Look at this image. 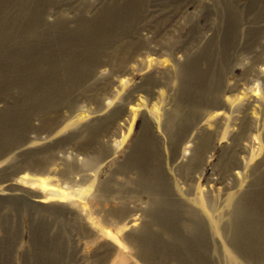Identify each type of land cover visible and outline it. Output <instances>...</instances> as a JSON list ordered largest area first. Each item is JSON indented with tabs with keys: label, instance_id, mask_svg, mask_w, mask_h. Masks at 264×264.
<instances>
[{
	"label": "rangeland",
	"instance_id": "obj_1",
	"mask_svg": "<svg viewBox=\"0 0 264 264\" xmlns=\"http://www.w3.org/2000/svg\"><path fill=\"white\" fill-rule=\"evenodd\" d=\"M32 1L0 0V264H258L264 235L240 249L228 226L238 203L237 220L264 229V0H226L248 17L235 57L189 82L174 61L223 35L220 0H143L137 15H100L113 0H38L33 13ZM176 103L198 113L168 126Z\"/></svg>",
	"mask_w": 264,
	"mask_h": 264
},
{
	"label": "bare ground",
	"instance_id": "obj_2",
	"mask_svg": "<svg viewBox=\"0 0 264 264\" xmlns=\"http://www.w3.org/2000/svg\"><path fill=\"white\" fill-rule=\"evenodd\" d=\"M142 1L143 0H113L109 5H107L100 12L101 13L100 15H137L138 12L141 10L140 9V4H141ZM220 2L221 3H220V6L219 7L221 9H218V10H219L220 14L222 15L221 17H223L222 19H225V24H226V28L224 30L223 35L220 36L219 34H215V36H213L212 38L207 39V41L205 43H201L200 45H198L197 52L194 53L193 56L190 57V58H189V56H187V59H186V61L184 63L183 62H180L178 60L177 61H174V59L172 58V61L175 62V65H179V66H184L185 65L184 67H186L188 65H191V68H189L188 70H185L184 69L182 71V74L181 75H182L183 78H185V81H187L186 78L188 76H190V75L193 76V78H196V76H208L210 78L217 77L218 76V73H217V70L214 69V68H218L220 66H224V65L228 64L229 61L231 62V59H233L235 57L234 53L232 52V49L235 46V43H233V37L231 36V34L233 32H238V29L241 28V26L244 24L245 18H248V17H245L244 18V16L241 15V13L237 10V8L235 7V4L234 3L230 2V1H226V0H222V1L220 0ZM32 3H33V6L34 5L35 6L33 8H31V12H33L34 10L38 11L39 10V7L38 6H40V5H38V0H34V1H32ZM25 10H29V9H25ZM36 11H34L33 13H35ZM257 18H259V13H258V17ZM248 27H250V26H248ZM256 27H257V25L256 26L255 25L254 26L252 25V27H250L249 31L250 32H253V31L255 32ZM239 33H240V31H239ZM171 38H170V40H171ZM238 40H239V37H238ZM165 41L167 42V40H165ZM236 42H238V41H236ZM161 46H163V45H161ZM164 49H165V47H164ZM78 62H79V60H78ZM74 65H76V64H74ZM202 66L209 67V71H208L209 73H205L204 68L203 69L201 68ZM84 67L78 68L79 70L78 69H75L72 72V73H75V75H72V76L73 77H76L77 80H78L79 76L82 77V76H85L86 74H88L89 72L86 71V70H84ZM188 67H190V66H188ZM187 82H189V81H187ZM184 83L186 84V82H184ZM192 84H195L194 83V80H193V83ZM183 86L184 87L181 89L182 90L181 91V94L183 95L184 98L186 97V99H189L187 97V95H188V91H189L190 88L193 87L192 90H191L192 91V94L194 92V89L198 88V85H196V84L193 85V86L190 85V84H186V85H183ZM211 90H212V87L210 88V91ZM211 94H214V91H212ZM201 95L202 94H200L197 98H200ZM195 100H198V99H195ZM213 104L214 105H219V106H216L217 108H221L220 105L226 106V104L222 100H220V98H218V101L217 102H214ZM185 107H187V106H185ZM194 107L195 108H193V109H186V108L183 107V105H181L179 103H176L175 106L172 107L170 113L169 112H168L169 114L167 113V116H168L167 117L168 126L169 125L172 126V125L176 124L178 121L179 122L180 121H185L187 123L189 121H191L194 118V116H196V114L198 113V110H199V108H196L197 105H195ZM185 112H187V113H185ZM204 135H205L206 138L200 140L202 144L198 148L199 151H197L196 153H194L195 154L194 156L196 158L198 157L197 154H199L200 150H202V149L204 150L208 146V144H209L208 142H209V136L210 135L209 134H204ZM144 144H147V143L143 140V137H142L141 142H139V144H136V147L134 149V153H132V154H136V153L138 154V152H140V150L138 151V148L139 149L145 148ZM135 159H136V157L133 158V161H135ZM92 162H94L93 161V158L88 159L86 161L87 164H90ZM143 170L140 171L141 177H139V179H138L141 184H145V182L147 180V176L154 174L147 167L145 169V166L143 167ZM146 174H147V176H146ZM259 180H260V183L259 184H261V185L264 186V176L261 177ZM149 187H151V188H148L149 191H151V192H154L155 191V188H152L153 185H150ZM263 193H264V187L261 190L259 189V198H258V200L262 199V195L261 194H263ZM151 199H152L151 200V204L157 203L159 206H161V205H164L165 206L166 203H167L166 200L163 197H161V196H159L158 198H151ZM260 204H261V200L259 201V205ZM243 208H244L243 205L238 204V203L236 204L235 209H234L235 210L234 212L237 215V217L233 215V218L231 219V224L228 226V231H229L228 236L230 235L229 237L232 238V239L230 238L231 241L232 242H235V244L238 245V247L240 249L243 248V249L246 250L247 249L246 246L250 245L249 250H251V248H253V244H252V242H248L247 240H249V237L259 236L261 234L264 235V229H263V231L260 230V232H255L256 227L254 228L253 224L249 220L248 221H242V220L240 221V220H237L238 215H239L240 212H242ZM244 209H246V207ZM169 214L170 213L168 212L166 214H163L162 216H164V217L165 216H169ZM184 223H185V230L188 231V232H191L193 235H195L196 232L200 229L196 225L193 226V228H191L190 227V224H187L186 222H184ZM259 226H261V225H258V227ZM246 228H247V230H246ZM143 230L149 231L148 228H144ZM143 230H141V231H143ZM172 234L173 235H172L171 238L174 241H177V239H178L180 241H183L186 244L189 242L186 237L180 239L179 235L174 234V233H172ZM231 234H232V236H231ZM197 235L200 236V234L198 232H197ZM182 236H184V235H182ZM199 236L197 238H200L199 242L201 243V242H203L204 239H201L202 237L201 236L199 237ZM194 237H196V236H194ZM244 238H246L247 240H245ZM150 239H151V237L149 238L148 241L142 242L141 243V247L145 246V253L147 255H149V257H152L153 254L156 253V250H154V247L152 246V241ZM240 239H244L245 242L244 241L243 242H240ZM240 243H242L243 247L240 246ZM136 245L138 246V244H136ZM244 246H245V248H244ZM256 249H258V248H256ZM251 254L253 256L256 255L257 258L259 259L258 253H251ZM254 261H256V260H254ZM254 261L251 260L250 261V264H255ZM174 264H176V263H174ZM224 264H235V262L232 261L230 263L228 262V263H224ZM258 264H264V258H262V259L260 258Z\"/></svg>",
	"mask_w": 264,
	"mask_h": 264
}]
</instances>
